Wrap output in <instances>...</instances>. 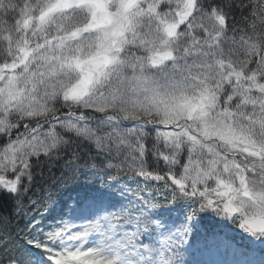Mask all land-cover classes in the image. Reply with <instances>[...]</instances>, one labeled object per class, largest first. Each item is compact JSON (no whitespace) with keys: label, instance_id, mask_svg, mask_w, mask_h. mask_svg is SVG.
I'll return each mask as SVG.
<instances>
[{"label":"snow or ice","instance_id":"6c2138e0","mask_svg":"<svg viewBox=\"0 0 264 264\" xmlns=\"http://www.w3.org/2000/svg\"><path fill=\"white\" fill-rule=\"evenodd\" d=\"M0 198V264H264V0H0Z\"/></svg>","mask_w":264,"mask_h":264},{"label":"trees","instance_id":"16d2710c","mask_svg":"<svg viewBox=\"0 0 264 264\" xmlns=\"http://www.w3.org/2000/svg\"><path fill=\"white\" fill-rule=\"evenodd\" d=\"M0 203H4V201H3V199H2V198H0Z\"/></svg>","mask_w":264,"mask_h":264},{"label":"rangeland","instance_id":"374dc122","mask_svg":"<svg viewBox=\"0 0 264 264\" xmlns=\"http://www.w3.org/2000/svg\"><path fill=\"white\" fill-rule=\"evenodd\" d=\"M223 230H224V231H229V229H228V228H224Z\"/></svg>","mask_w":264,"mask_h":264}]
</instances>
